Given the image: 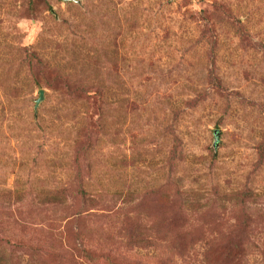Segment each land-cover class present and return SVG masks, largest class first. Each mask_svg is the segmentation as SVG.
Returning a JSON list of instances; mask_svg holds the SVG:
<instances>
[{"label":"rangeland","instance_id":"1","mask_svg":"<svg viewBox=\"0 0 264 264\" xmlns=\"http://www.w3.org/2000/svg\"><path fill=\"white\" fill-rule=\"evenodd\" d=\"M216 2L230 13L219 10L212 57L199 11ZM25 49L88 84L91 100L48 85L55 69L30 63ZM263 133L264 0H0L8 264H264ZM86 134L92 145L77 166ZM79 168L103 204H81ZM178 179L182 211L154 191ZM62 185L68 209L40 202ZM248 189L242 207L232 195ZM139 208L144 245L126 235ZM226 246H240L230 263L218 258Z\"/></svg>","mask_w":264,"mask_h":264},{"label":"trees","instance_id":"2","mask_svg":"<svg viewBox=\"0 0 264 264\" xmlns=\"http://www.w3.org/2000/svg\"><path fill=\"white\" fill-rule=\"evenodd\" d=\"M216 7L217 9L213 11H208L205 9H201L199 11L200 20L202 21L201 30L203 32L201 38L205 37V33L209 32V36L206 38V42L211 47L209 49L210 56L214 55V49L217 44V32H216L215 20L224 18L220 14V11H224L225 13H230V8L225 4L216 2ZM239 29L242 32V28L240 27ZM25 50H27L26 57L28 58L30 63H33V61L35 60L38 63V65L41 67V69H46L47 67L48 72L55 69L53 70V78H51L50 81H46L48 85L58 88L62 93L75 97V99L79 98L82 100H88V101L91 100L93 95L92 93L90 94V88L88 84H84L83 81L79 79H75L74 77H71L69 75H66L57 68L51 69V67L47 64V62L44 59H42V57L35 50L32 51L28 49ZM208 80H210V83H212L217 89L222 88V81L219 76L211 75L209 76ZM93 92L99 108L103 107L105 100L103 98L102 91L96 89ZM189 102L192 103L194 101L189 100ZM81 137L77 141V143L82 142L80 144L79 149H77L79 153L75 159V163L77 166L79 164L78 162L81 156L87 153L88 149L92 145L91 136L86 134L84 135V137L82 138ZM174 140L175 142L173 143L172 151L168 156L169 162H173V160L179 155L178 152H179V145L181 140L176 135L174 136ZM256 147L258 149V153L261 158L262 155L264 154V133L261 141L258 142ZM75 179H79L77 191L75 192V194L77 197H79V199H81V204L86 205V209H88L92 205L103 204V200L92 197L88 192V190L84 187V183H82L80 178V168L77 169V175ZM178 182L179 179L168 180L167 182H165V185H163L162 188L157 189L158 187L161 186L160 185L156 187V189L154 188V191L155 192L157 190L161 191L163 195L162 197L164 199H167L165 202H174V203L177 202L178 209L182 211L184 207L183 205H181V201L178 198L181 195V193H183V191L179 189ZM70 189L71 188L67 187L66 185H62L54 189H49L47 191L45 190L44 193L46 194L41 193L43 195V198L41 199L40 202L42 203L53 202L56 206L60 208L68 209L70 207L68 203V196L71 195L69 191ZM253 194L254 192L251 189H248L243 191H236L235 193H233L232 197H235L236 203L243 207L246 202V198L250 199L251 196H253ZM140 214H141V208L138 209L134 217L129 219L130 220L129 223H131L133 227L130 228V230L127 232L126 235L129 238V243L144 245L145 243L149 242V239L146 233L137 227V223L141 220L139 216ZM239 248L240 246H237L235 250L229 248L228 246H226L225 250L220 248L221 254L218 256L219 260L222 259V255H223V260L225 261V263L232 262L233 260H235ZM10 258H11V253L8 252L6 245L2 246L0 243V264H8Z\"/></svg>","mask_w":264,"mask_h":264},{"label":"water","instance_id":"3","mask_svg":"<svg viewBox=\"0 0 264 264\" xmlns=\"http://www.w3.org/2000/svg\"><path fill=\"white\" fill-rule=\"evenodd\" d=\"M43 97H44V89H40V95L37 100V104H39V102L43 99Z\"/></svg>","mask_w":264,"mask_h":264}]
</instances>
